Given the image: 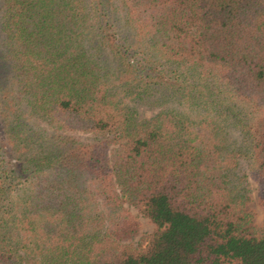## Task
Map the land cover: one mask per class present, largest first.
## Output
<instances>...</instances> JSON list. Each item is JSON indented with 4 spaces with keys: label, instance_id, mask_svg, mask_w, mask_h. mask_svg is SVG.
Wrapping results in <instances>:
<instances>
[{
    "label": "trees",
    "instance_id": "trees-1",
    "mask_svg": "<svg viewBox=\"0 0 264 264\" xmlns=\"http://www.w3.org/2000/svg\"><path fill=\"white\" fill-rule=\"evenodd\" d=\"M250 177L264 0H0V264H264Z\"/></svg>",
    "mask_w": 264,
    "mask_h": 264
},
{
    "label": "rangeland",
    "instance_id": "rangeland-1",
    "mask_svg": "<svg viewBox=\"0 0 264 264\" xmlns=\"http://www.w3.org/2000/svg\"><path fill=\"white\" fill-rule=\"evenodd\" d=\"M157 109L156 108H149L147 106L140 107L141 115L150 116L153 114ZM78 134L85 138L89 139L91 133L89 132H78ZM248 184L247 186L250 188L249 195L250 200L246 204V209L250 210L253 213L251 221L245 226L244 232L245 234H258L261 230H264V210L259 206L257 201V193H256V187L255 182L250 177L248 178ZM130 209L132 211V214L136 215V219L140 223V235L136 236V240H140L142 235H144L146 232H150L154 228V223L146 216L142 215L137 208L130 206Z\"/></svg>",
    "mask_w": 264,
    "mask_h": 264
}]
</instances>
